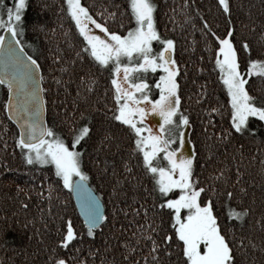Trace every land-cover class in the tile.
I'll use <instances>...</instances> for the list:
<instances>
[{"label": "snow or ice", "instance_id": "6c2138e0", "mask_svg": "<svg viewBox=\"0 0 264 264\" xmlns=\"http://www.w3.org/2000/svg\"><path fill=\"white\" fill-rule=\"evenodd\" d=\"M64 3L78 36L82 38L79 45L71 42L68 45L75 48L74 56L71 57L72 64L75 65L76 61L83 64L87 60L90 65L98 66L101 72H109L113 103L106 118L118 122L122 127L127 126L133 138L129 159L140 157L138 163L143 168V175L152 181V218L167 211L168 219L174 225V231L165 234L160 241L151 234L159 230V225L151 228V233L144 225H137L138 233L143 235L141 237L133 233L137 237L136 243L139 244L140 238L151 242L144 264H149V257L151 264H161L160 253L168 249L173 237L176 241L175 250L181 254L179 264H238V250L248 247L255 249L258 245L250 236L247 243L244 236H237L235 223L231 231L222 226L223 217L216 214L214 198L215 202L227 205V219H234L241 225L247 219L250 209L243 205L233 206L232 191L222 190L221 194L226 199L221 201L215 187L209 189L202 186L195 172V151H184L186 144L191 143L185 139L190 117L180 107L178 76L181 68L174 57L176 41L158 31L154 17L156 3L153 0H127L124 11L117 6L112 12L103 9L95 15L81 0H64ZM28 6L29 0H0V85L7 88V99L3 101L2 108L8 113V119L15 120L19 128V134L15 136V147L20 149L23 163L37 171V165L53 166L54 175L63 188L70 190L78 200L84 218L83 227L87 237L92 238L96 235V229H102L108 223L107 206L102 202V193L94 194V190L88 187L89 172L82 165L86 148L80 146L92 140L94 118L87 107H77L74 103L70 112L64 110L63 131L58 130L56 125L50 127L45 123L46 91L42 85L47 74L38 62L39 57L33 58L25 50L23 42L26 34L24 15ZM217 9L228 18L227 26L221 34L213 30V26L202 14H199V20L205 50L213 71L219 72L218 79L226 90L227 105L230 106L226 110L230 120L229 128L212 132L207 139L211 140L214 135L225 141L231 134L230 130L236 133L250 131V117L264 121V98L258 101L248 89L251 77H264V59L253 58L248 39L236 35V26L230 19L231 0H217ZM117 14L121 17L120 28H126V31L113 30L107 25L110 17L115 23ZM124 17H127V24L123 22ZM192 27L195 29L196 25ZM33 29L50 30L45 24H35ZM242 53L248 55L242 57ZM55 59L60 62V75L52 79L59 86L67 83L63 80V74L71 73V68L62 55L57 54ZM82 70L85 73L83 76L76 73L73 78L77 81L76 98L86 100L87 97L82 96V93L86 91L90 94L96 80L90 71ZM150 72L158 73L155 88L159 90V95L155 99L150 96L151 89L147 80ZM221 107H212L206 111L210 114L220 113ZM149 113L160 116L158 130L144 123ZM205 125L207 130L209 121H205ZM111 139V132L101 134L93 150L99 155L102 148L108 147L107 142ZM208 153L213 154L210 149ZM160 154L166 163H161ZM129 159L122 160L124 171L128 173L131 171ZM95 163L99 164V160ZM112 167V173L108 172L107 167L99 169V172L116 177L109 195L119 202L120 196L127 199V193L124 190V179L120 177L114 163ZM223 173L221 169L216 175L224 178ZM128 179L134 178L129 176ZM239 179L238 171L235 181L237 185ZM16 187L18 192L23 191L20 185ZM51 191V185H48L47 192L42 186L37 195L41 198L47 196L51 200ZM145 191L148 192V189ZM239 192L245 194V189L240 188ZM130 199L131 203L123 204L120 211L125 215L129 211L134 216L139 215L138 209L131 206L137 197L132 196ZM139 209L144 212L145 223L151 226L152 218L148 215L150 210L147 205L141 204ZM111 214L116 216L115 207ZM256 223L264 228L260 219ZM82 236L83 233L77 231L68 216L61 225L60 238L48 257L49 264H72L74 257L62 256L57 250H67ZM121 243L125 250L132 247L130 241ZM161 244H164V249ZM260 251L264 253V247ZM167 254L171 256L173 249H168ZM89 255L94 258L97 253L90 248ZM76 264L87 262L77 259ZM101 264H114V261L102 256Z\"/></svg>", "mask_w": 264, "mask_h": 264}, {"label": "trees", "instance_id": "16d2710c", "mask_svg": "<svg viewBox=\"0 0 264 264\" xmlns=\"http://www.w3.org/2000/svg\"><path fill=\"white\" fill-rule=\"evenodd\" d=\"M81 2L94 15L103 9L112 12L117 6L124 11L127 4V0ZM153 2L157 5L154 17L158 31L176 41L174 57L181 68L178 94L181 96V109L190 117L186 136L191 141V152L196 153L194 163L197 178L202 186L209 189L215 187L221 201L226 199L221 194L226 189L234 193L233 206L243 205L250 209L247 219L241 225L234 219L229 221L226 215L227 205L215 202L214 198L216 214L223 217L222 226L231 231L235 223L237 236H244L246 243L250 236L258 245L255 249L248 247L238 250V264H264V253L260 251L264 247V228L256 223L258 219L264 223V121L250 117V131L236 133L230 130L231 134L225 141L214 135L211 140L207 139L212 132L229 128L230 120L226 110L230 106L227 105L226 90L218 79L219 72L213 71V65L205 50L199 14L210 22L218 34L225 30L228 18L218 11L217 0H187V5L185 0ZM231 3L230 19L236 26V35L248 39L253 58L264 59V0H231ZM24 21L25 50L33 58L39 57L38 62L47 74L42 85L46 91L45 123L50 127L56 125L58 130L63 131L64 110L70 112L74 103L77 107H87L93 115V138L87 145L80 146L86 148L82 165L89 172L88 184L96 194L102 193V202L107 206L108 223L102 229H96L94 237H87L83 219L74 206L71 192L64 189L55 177L53 166L37 165V171L23 163L20 149L15 147V136L19 134V128L13 120L8 119V113L2 108L3 101L7 99V88L0 85V264H49L48 257L53 245L60 238L61 225L68 216L83 236L78 237L67 250L57 251L62 256L74 257L72 264H76L77 259H83L87 264H101L102 256L106 260L114 261V264H144L151 242L140 238L139 244L136 243L137 237L133 233L141 237L143 235L138 233L137 225H144L150 233L151 228L159 225V230L151 233L157 241L162 240L165 234L173 232L174 225L168 219L167 211L152 218V181L150 177L143 175V168L138 163L140 157L133 156L129 159L133 138L128 133L127 126L122 127L118 122L106 118L113 103L109 72H101L98 66L90 65L87 60L83 64L79 61L72 64L71 57L74 56L75 48L68 45L70 42L79 45L82 38L78 36L74 22L66 11L64 0H29ZM123 22L127 24V17H124ZM35 24H45L50 30L36 31L33 29ZM120 24L119 14L115 23L111 17L107 20L111 29L126 31V28H120ZM193 24L196 25L195 29ZM57 54L62 55L71 68V73L63 74V80L67 83L59 86L52 79L53 76L60 75V62L55 59ZM241 55L245 57L248 53ZM82 69L90 71L96 80L90 94L86 91L82 93V96L87 97L86 100L76 98L77 81L73 78L76 73L83 76L85 73ZM248 89L258 101L264 98V77H251ZM220 106H223L220 113L210 114L206 111ZM205 121H209L207 130ZM212 124L215 125L214 128L211 127ZM106 131L111 132L112 139L107 142L108 147L102 148L98 155L93 150V145ZM208 149L212 155H209ZM123 159H129L130 173L124 171ZM97 160L99 164L95 163ZM113 163L120 177L124 179V190L127 193V199L120 196L119 202L109 195L116 177L99 172V169L107 167L108 172L112 173ZM221 169L224 170V178L216 175ZM238 171L240 179L237 185L235 181ZM129 176L134 179H128ZM17 185L23 191L18 192ZM48 185L52 186L51 200L47 196L41 198L37 195L42 186L47 192ZM240 188L245 189V194L239 192ZM132 196L137 197L135 204L131 205L138 209L139 215L136 216L130 211L127 215L120 211L123 204L131 203ZM141 204H146L150 210L148 215L152 218L151 226L144 221V212L139 209ZM113 207L117 209L116 216L111 214ZM125 240L132 245L128 250L121 243ZM175 245L173 237L168 246V249H173V254L169 256L168 249L162 251L161 264H179L181 254L179 250H175ZM90 248L97 253L94 258L89 255ZM161 248L164 249V244H161Z\"/></svg>", "mask_w": 264, "mask_h": 264}, {"label": "rangeland", "instance_id": "374dc122", "mask_svg": "<svg viewBox=\"0 0 264 264\" xmlns=\"http://www.w3.org/2000/svg\"><path fill=\"white\" fill-rule=\"evenodd\" d=\"M2 31V29H0ZM98 34H101L99 30H96ZM143 75V74H142ZM158 79V73L157 74H152L151 72L148 73L147 80L149 83V87L151 89L150 96L151 98L155 99L159 95V90L155 88V80ZM138 95V94H137ZM146 103V102H142ZM161 118L158 114L155 113H149L144 121V123L148 124L150 127H153L155 130H158L159 122ZM185 139H187L186 133H185ZM178 146V145H177ZM184 151L186 153H191V147H189V143L186 144ZM161 155V163L164 164L166 161L163 160L162 154Z\"/></svg>", "mask_w": 264, "mask_h": 264}, {"label": "water", "instance_id": "95a60500", "mask_svg": "<svg viewBox=\"0 0 264 264\" xmlns=\"http://www.w3.org/2000/svg\"><path fill=\"white\" fill-rule=\"evenodd\" d=\"M13 121L15 122V120H13ZM15 123H16V122H15ZM88 187L92 189V187L90 186V184H88ZM94 194H96V193L94 192ZM71 196L73 197L74 206H76V209H77V211H78L79 216L84 220L83 216H82L81 213H80V209H79V207H78V200L75 198L74 195L71 194Z\"/></svg>", "mask_w": 264, "mask_h": 264}, {"label": "bare ground", "instance_id": "6f19581e", "mask_svg": "<svg viewBox=\"0 0 264 264\" xmlns=\"http://www.w3.org/2000/svg\"><path fill=\"white\" fill-rule=\"evenodd\" d=\"M91 186V185H90Z\"/></svg>", "mask_w": 264, "mask_h": 264}]
</instances>
